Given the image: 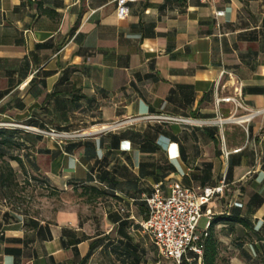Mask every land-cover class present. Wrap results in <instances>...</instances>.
<instances>
[{
    "label": "crops",
    "instance_id": "crops-1",
    "mask_svg": "<svg viewBox=\"0 0 264 264\" xmlns=\"http://www.w3.org/2000/svg\"><path fill=\"white\" fill-rule=\"evenodd\" d=\"M116 1L0 0V123L75 136L25 142L27 173L104 193L83 194L99 215L81 224L37 219L0 196V264H156L140 224L157 185L224 184L205 212L244 207L264 233V0H136L126 19ZM232 191L246 199L224 206Z\"/></svg>",
    "mask_w": 264,
    "mask_h": 264
},
{
    "label": "built area",
    "instance_id": "built-area-1",
    "mask_svg": "<svg viewBox=\"0 0 264 264\" xmlns=\"http://www.w3.org/2000/svg\"><path fill=\"white\" fill-rule=\"evenodd\" d=\"M136 0H117V16L120 19L129 17V5ZM225 0H200L201 4L215 7ZM225 12L218 10L214 13L217 28H220L218 19L225 17ZM224 102H232L237 108L243 109V104L239 99L224 98ZM220 104V101H217ZM156 121H163L177 124H192L195 121L186 118L149 117ZM223 120H217L214 124H222ZM0 127L19 128L25 131H37L32 127L0 124ZM39 132V131H38ZM241 150H235L238 153ZM223 157L228 160L231 151L223 145ZM153 194L148 197L147 203L148 216L141 224L144 234L151 240L158 254L164 259L174 264H193L195 257H198V264H201L203 249L201 245L208 235V229L212 221V215L205 212V208L212 205L216 198L223 197L225 186L221 184L217 187H187L173 186L168 194H165L160 185H157ZM237 206V205H235ZM234 206V207H235ZM206 217L208 225L203 231L199 230L201 219ZM192 254V256H191Z\"/></svg>",
    "mask_w": 264,
    "mask_h": 264
},
{
    "label": "rangeland",
    "instance_id": "rangeland-1",
    "mask_svg": "<svg viewBox=\"0 0 264 264\" xmlns=\"http://www.w3.org/2000/svg\"><path fill=\"white\" fill-rule=\"evenodd\" d=\"M215 121L211 123L214 124ZM34 129L37 131H32V133L44 135L47 141L46 145L50 147H59L58 145H62L63 142L75 139L73 135L62 134L57 131L47 133L37 128ZM27 178L28 181H26ZM34 179L42 181L44 178L31 171H29L28 177L19 173V184L15 186L13 195L6 201L10 208L27 213L37 219L55 223L70 221H76L80 224L82 221L87 223V219L99 215L97 207L92 203H87L88 200L83 195L84 190L81 188L69 187L67 190L61 191L60 188L56 187L57 185L48 184L45 187L40 182H35ZM253 179L254 174L251 173L247 177L246 191L251 186L250 181ZM243 194L244 196L241 197V192H229L227 199L223 202L224 206L232 205L240 199L245 200L246 193ZM218 216L216 215V217ZM201 220L199 230L203 231L208 225V219L203 217ZM93 224L91 223V226ZM226 230L227 228L224 229L222 226L215 228V233L219 235L221 240L220 258L217 264H264V245L257 241V236L250 229L241 231V228H237V231L229 236L226 235ZM261 234L264 236L263 232ZM154 260L158 264H173L156 252H154Z\"/></svg>",
    "mask_w": 264,
    "mask_h": 264
},
{
    "label": "trees",
    "instance_id": "trees-1",
    "mask_svg": "<svg viewBox=\"0 0 264 264\" xmlns=\"http://www.w3.org/2000/svg\"><path fill=\"white\" fill-rule=\"evenodd\" d=\"M2 123V122H1ZM0 123V124H1ZM24 126H29L33 128H39L34 125L32 122L28 124H23ZM41 130V128H39ZM25 139V140H24ZM43 139L42 135L32 133L17 128H8L0 127V196L2 199L7 201L14 192L15 186L19 184V172L11 166V162H16L18 164L19 170L23 175L28 177V173L25 168L23 159L20 155V152L26 148V143L28 142L31 147L34 149L36 144ZM15 151V153H13ZM35 182H40L41 185H48L49 183L46 180L39 181L37 179ZM28 181V178L26 179ZM88 190H91V196L98 194L102 196L104 193L98 191L97 189H85L83 194H88ZM255 196L249 201V204H256L255 208H258L262 204V200L257 199ZM206 209V208H205ZM244 214V207L235 206L231 208V211L228 215H222L214 217L210 223L208 229V237L204 239L201 248L203 249V256L201 258V264H217L220 256V246L221 240L219 235L215 233V228L222 226L224 229L227 228L226 235L234 234L237 231V228H241V231L245 229H250L256 236L257 241L262 243L264 237L261 234V231H256L254 229L253 222L250 221ZM148 216V211L146 213V219ZM224 232V231H223ZM192 256V254H191ZM196 261L193 264H198V257H195ZM173 263V262H172ZM174 264V263H173ZM187 264V263H186Z\"/></svg>",
    "mask_w": 264,
    "mask_h": 264
}]
</instances>
